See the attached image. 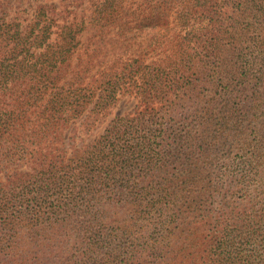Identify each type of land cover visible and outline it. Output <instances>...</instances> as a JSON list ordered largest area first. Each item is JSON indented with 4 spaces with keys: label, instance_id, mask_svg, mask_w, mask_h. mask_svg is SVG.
Instances as JSON below:
<instances>
[{
    "label": "trees",
    "instance_id": "16d2710c",
    "mask_svg": "<svg viewBox=\"0 0 264 264\" xmlns=\"http://www.w3.org/2000/svg\"><path fill=\"white\" fill-rule=\"evenodd\" d=\"M237 2L197 39L195 55L182 56L181 69L154 79L151 102L141 93L133 113L68 158L31 156L32 171L11 167L0 198V264H264V0ZM77 26H59L52 45L53 24H20L14 62L4 71L0 59L2 86L19 69L35 79L45 134L59 135L92 100L60 84ZM6 42L0 37V57ZM110 84L101 112L130 85ZM27 121L0 109V144L10 143V155L38 128ZM125 206L133 216L120 225L110 212Z\"/></svg>",
    "mask_w": 264,
    "mask_h": 264
},
{
    "label": "rangeland",
    "instance_id": "374dc122",
    "mask_svg": "<svg viewBox=\"0 0 264 264\" xmlns=\"http://www.w3.org/2000/svg\"><path fill=\"white\" fill-rule=\"evenodd\" d=\"M237 1L0 0V37L7 39L1 46L4 71L14 62V52L10 54L9 50L14 46L11 43L14 40L20 44L16 39L20 36L17 34L20 24L23 28L38 21L53 24L55 33L46 40V44L52 45L58 41L59 26L79 24L77 28L82 31L75 42L70 40L73 50L60 72V84L92 95L91 102L79 117H66L68 120L59 135L54 132L45 134L47 127H39L43 121L38 119L45 102L41 109L35 79H27L25 72L20 73L19 69L3 86L0 84V109L4 117L19 116L27 119L29 126L38 127L29 130L25 142L21 145L19 142L13 149L12 153L20 151L16 157L7 151L11 149L10 143L0 144V198L4 194L3 185L10 184L8 174L16 162L20 164V171H32L25 166L24 158L29 160L35 156V161L40 163L68 158L75 150L99 138L112 120L133 113L143 100L141 93L144 96L148 91V101L151 102L155 94L151 88L154 79H163L167 69L172 67L181 69L182 56L195 55L200 50L197 39L202 35L209 37L218 21H227ZM221 10L226 13L220 14ZM34 46L31 53H34ZM15 54L20 59V45ZM30 55L33 61V54ZM29 76L34 78L35 73ZM116 82L130 85L120 90L115 103L101 112L105 97L103 88ZM260 193H263L262 189ZM241 194L237 201L245 208L248 200L244 193ZM250 194H257L255 186ZM131 208L125 206L115 214L111 211L110 216L118 217L121 225L133 216ZM119 236L121 241L125 239ZM3 239V231H0V241ZM78 248L75 247L74 253Z\"/></svg>",
    "mask_w": 264,
    "mask_h": 264
}]
</instances>
